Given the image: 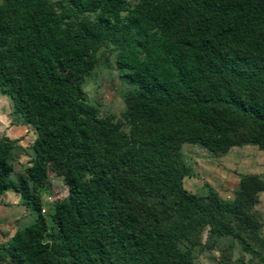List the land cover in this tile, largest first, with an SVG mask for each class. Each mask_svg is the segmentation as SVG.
I'll return each instance as SVG.
<instances>
[{
    "label": "trees",
    "instance_id": "trees-1",
    "mask_svg": "<svg viewBox=\"0 0 264 264\" xmlns=\"http://www.w3.org/2000/svg\"><path fill=\"white\" fill-rule=\"evenodd\" d=\"M104 50L128 84L118 118L82 88ZM0 93L35 130L15 181L16 146L0 137V196L31 214L0 264H192L204 226L264 263L244 241L264 183L240 177L232 201L194 194L177 155L264 149V0H0ZM48 170L65 194L43 202Z\"/></svg>",
    "mask_w": 264,
    "mask_h": 264
},
{
    "label": "rangeland",
    "instance_id": "rangeland-1",
    "mask_svg": "<svg viewBox=\"0 0 264 264\" xmlns=\"http://www.w3.org/2000/svg\"><path fill=\"white\" fill-rule=\"evenodd\" d=\"M50 1L54 3L57 0ZM82 88L89 103L97 107L100 116L112 114L118 118L127 107L122 95L128 89V84L114 67L112 54L107 50L99 55L97 64L83 78ZM1 136L13 140L16 146L11 173L15 181L29 165L32 155L30 145L35 130L31 125L16 124L12 120L10 100L0 93ZM177 155L184 169L182 185L194 194L204 195L209 187L221 200L232 201L240 177L255 175L264 183V149L255 145L231 146L225 153L212 155L197 144L183 143L178 147ZM64 194L65 187L60 176L48 170L43 188L39 189L41 200L45 202L47 196L57 200ZM254 197L249 215L256 236L249 234L244 237V241L259 255H264V190L256 192ZM30 218V212L20 203L17 193L13 190L4 192L0 196V242L28 223ZM196 237L191 248L192 264H264L244 251L237 239L208 234L206 226L201 228ZM1 264H7L6 260Z\"/></svg>",
    "mask_w": 264,
    "mask_h": 264
},
{
    "label": "built area",
    "instance_id": "built-area-1",
    "mask_svg": "<svg viewBox=\"0 0 264 264\" xmlns=\"http://www.w3.org/2000/svg\"><path fill=\"white\" fill-rule=\"evenodd\" d=\"M46 200H47V201L50 200V197L47 196V197H46ZM40 212H41V213H44V208H43V207L40 209Z\"/></svg>",
    "mask_w": 264,
    "mask_h": 264
}]
</instances>
